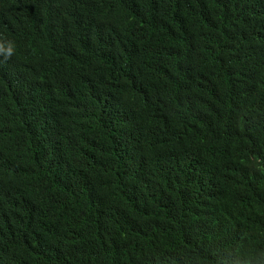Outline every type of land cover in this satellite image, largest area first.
<instances>
[{
  "label": "trees",
  "instance_id": "trees-1",
  "mask_svg": "<svg viewBox=\"0 0 264 264\" xmlns=\"http://www.w3.org/2000/svg\"><path fill=\"white\" fill-rule=\"evenodd\" d=\"M0 46V264H264V0H0Z\"/></svg>",
  "mask_w": 264,
  "mask_h": 264
},
{
  "label": "clouds",
  "instance_id": "clouds-1",
  "mask_svg": "<svg viewBox=\"0 0 264 264\" xmlns=\"http://www.w3.org/2000/svg\"><path fill=\"white\" fill-rule=\"evenodd\" d=\"M2 50H3V48H2V46H0V51H2ZM12 53H13V48H9V50H8L9 56H11Z\"/></svg>",
  "mask_w": 264,
  "mask_h": 264
}]
</instances>
